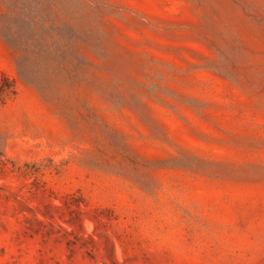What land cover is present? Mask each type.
<instances>
[{"label": "rangeland", "instance_id": "obj_1", "mask_svg": "<svg viewBox=\"0 0 264 264\" xmlns=\"http://www.w3.org/2000/svg\"><path fill=\"white\" fill-rule=\"evenodd\" d=\"M3 75L0 264H264V0H0Z\"/></svg>", "mask_w": 264, "mask_h": 264}, {"label": "trees", "instance_id": "obj_2", "mask_svg": "<svg viewBox=\"0 0 264 264\" xmlns=\"http://www.w3.org/2000/svg\"><path fill=\"white\" fill-rule=\"evenodd\" d=\"M55 1H57V3H59V5H61L62 7H65V8L66 7L68 8V6H71V5L75 4L76 2H78V0H55ZM48 2H53V0H48ZM5 25L7 27V32H8L7 35H8V37L15 38L17 36V38H19V35L17 34V32H15V34L12 32V28L10 27L9 24H5ZM0 82H2L3 84H10V87L12 89L11 93L13 95L16 94L15 83H14V81L11 78H9L6 75H3L0 78ZM0 93H1V95L6 94L5 90H2V91L0 90Z\"/></svg>", "mask_w": 264, "mask_h": 264}]
</instances>
